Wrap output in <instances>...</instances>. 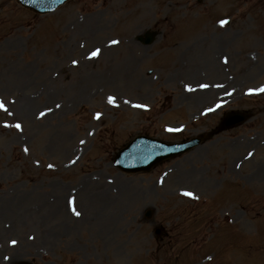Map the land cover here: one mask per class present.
Masks as SVG:
<instances>
[{
	"label": "rangeland",
	"instance_id": "obj_1",
	"mask_svg": "<svg viewBox=\"0 0 264 264\" xmlns=\"http://www.w3.org/2000/svg\"><path fill=\"white\" fill-rule=\"evenodd\" d=\"M261 88L264 0H0V264H264ZM229 110L251 118L149 172L113 165L137 135L181 141Z\"/></svg>",
	"mask_w": 264,
	"mask_h": 264
},
{
	"label": "water",
	"instance_id": "obj_2",
	"mask_svg": "<svg viewBox=\"0 0 264 264\" xmlns=\"http://www.w3.org/2000/svg\"><path fill=\"white\" fill-rule=\"evenodd\" d=\"M23 5L35 11L46 12L54 10L65 0H19ZM152 36H147L145 42H151ZM249 118L248 114L230 112L217 129H227L243 123ZM204 136H197L189 141L175 144H165L160 141L138 138L126 149H123L116 160V164L126 171L150 170L152 166L165 158L173 157L188 151L201 143ZM151 211L147 215H150Z\"/></svg>",
	"mask_w": 264,
	"mask_h": 264
},
{
	"label": "bare ground",
	"instance_id": "obj_3",
	"mask_svg": "<svg viewBox=\"0 0 264 264\" xmlns=\"http://www.w3.org/2000/svg\"><path fill=\"white\" fill-rule=\"evenodd\" d=\"M209 40H210L208 44L209 54L212 56V58L210 59L209 62L206 60V64H205L206 69L207 71L210 70L213 73L212 75L219 77L222 74V69H223V60H224V50L222 47L223 42L217 36H211ZM132 66L133 64L130 65L129 68H131ZM256 67H259L258 63H256ZM193 71H195V68L193 69ZM214 72H217V73L214 74ZM80 214H82L80 216V220L81 219L83 220L84 214H86V212L84 213L82 211Z\"/></svg>",
	"mask_w": 264,
	"mask_h": 264
},
{
	"label": "snow or ice",
	"instance_id": "obj_4",
	"mask_svg": "<svg viewBox=\"0 0 264 264\" xmlns=\"http://www.w3.org/2000/svg\"><path fill=\"white\" fill-rule=\"evenodd\" d=\"M227 23H228L227 21H224V20L221 21V25L222 26H224ZM114 43H116V42L114 41ZM99 55H100V50L99 49H97L96 51L92 52V54H91V56L93 58L98 57ZM74 63H75V61H74ZM202 87H207V85H202ZM260 91L264 92V88H261ZM114 100H115L114 97H109V103H114ZM138 107H141V105H138ZM0 109H3L6 112L8 111V109L5 106L4 101L2 99H0ZM97 119H99V115L97 116ZM15 127L19 129V128H21V125L20 124H16ZM25 151H27V149H25ZM49 167H52V165H49ZM184 195H186V196H194V194L191 193V192H185ZM70 203H73V202L70 201ZM72 211H73V213L76 216L80 215V212L76 211L75 207H73ZM12 243H13V245H15L17 242L16 241H12Z\"/></svg>",
	"mask_w": 264,
	"mask_h": 264
}]
</instances>
